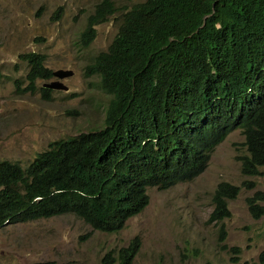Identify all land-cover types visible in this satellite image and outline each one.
Returning <instances> with one entry per match:
<instances>
[{"label":"trees","instance_id":"trees-1","mask_svg":"<svg viewBox=\"0 0 264 264\" xmlns=\"http://www.w3.org/2000/svg\"><path fill=\"white\" fill-rule=\"evenodd\" d=\"M115 10L113 0L95 4L82 46ZM20 57L28 64L23 91L52 76L44 53ZM92 73L111 94L104 125L51 140L26 165L0 159V225L72 212L94 229L116 232L147 205L148 187L194 179L234 128L244 136L245 153L236 155L241 172L263 173L264 0H141L123 12L108 47L87 64ZM40 88L50 99L52 89ZM254 185L247 178L215 185L208 221L220 223L222 240L228 199ZM262 200L260 189L246 196L255 218L264 213ZM139 247L135 236L103 261L134 264ZM237 254L230 264H264V245L257 260L240 262Z\"/></svg>","mask_w":264,"mask_h":264},{"label":"rangeland","instance_id":"rangeland-1","mask_svg":"<svg viewBox=\"0 0 264 264\" xmlns=\"http://www.w3.org/2000/svg\"><path fill=\"white\" fill-rule=\"evenodd\" d=\"M99 1L0 0V159L26 165L51 140L104 125L111 94L100 87L97 73L86 74V66L108 47L123 12L141 0H113L116 10L96 24L94 39L82 46L80 33ZM31 50L44 53L50 69L73 71L62 79L67 88L52 89L50 99L40 87L56 76L37 78L33 91L22 90L28 65L19 54ZM243 139L239 128L231 130L194 179L166 189L149 187L148 204L116 232L93 229L71 212L6 223L0 228V264H108L105 254L115 255L135 236L140 247L134 264H230L234 246L240 248V262L256 260L264 245V213L253 217L246 196L264 191V165L259 175L241 172L236 155L245 153ZM245 178L255 185L242 186L228 199L231 215L224 219L222 240L220 223L208 221L214 187L220 180L240 184Z\"/></svg>","mask_w":264,"mask_h":264},{"label":"water","instance_id":"water-1","mask_svg":"<svg viewBox=\"0 0 264 264\" xmlns=\"http://www.w3.org/2000/svg\"><path fill=\"white\" fill-rule=\"evenodd\" d=\"M53 75H56L58 79L51 80L49 82H44L43 86L50 87V88H67L65 84L60 80V78L66 77L72 74L71 69H63L59 68L52 71Z\"/></svg>","mask_w":264,"mask_h":264},{"label":"clouds","instance_id":"clouds-1","mask_svg":"<svg viewBox=\"0 0 264 264\" xmlns=\"http://www.w3.org/2000/svg\"><path fill=\"white\" fill-rule=\"evenodd\" d=\"M95 27H96V25H95ZM90 44V43H89ZM88 44V45H89ZM31 51H34V50H31ZM23 53V52H22ZM19 56H20V54H19ZM46 58V57H45ZM23 59V58H22ZM24 60V59H23ZM26 61V60H25ZM44 64H45V61H44ZM28 65V64H27ZM59 69V68H58ZM63 69H65V68H63ZM28 70V69H27ZM52 70V69H51ZM54 70H56V69H54ZM53 71V70H52ZM72 73H73V71H72ZM71 75V74H70ZM52 76H56V75H53V73H52ZM51 76V77H52ZM39 78H41V77H39ZM50 78V77H49ZM64 78V77H63ZM63 78H60V80L62 81V79ZM55 79H58V77L56 76V78ZM54 80V79H53ZM49 82V81H48ZM44 83V82H43ZM27 84V83H26ZM26 86V85H25ZM24 86V87H25ZM42 86H43V84H42ZM43 87H45V86H43ZM36 88V87H35ZM47 88H50V87H47ZM51 89H60V88H51ZM27 90H29V91H33V90H31V89H26L25 91H27ZM40 90H41V88H40ZM42 92V91H41ZM234 129H237V128H234ZM234 129H232V130H234ZM240 129V128H239ZM240 131H241V129H240ZM229 134V133H228ZM227 134V135H228ZM55 140V139H54ZM219 144V143H218ZM217 144V145H218ZM216 145V146H217ZM215 146V147H216ZM47 148H49V143H48V146L45 148V149H47ZM215 149V148H214ZM44 150V149H43ZM41 151V150H40ZM39 152V151H38ZM37 152V153H38ZM37 153H36V155H37ZM36 155L31 159V160H33L35 157H36ZM211 157V156H210ZM209 162V161H208ZM206 169V168H205ZM204 169V170H205ZM202 173V172H201ZM182 182H184V181H182ZM177 183H180V181H178V182H176V183H174V184H172V185H170L169 187H172L173 185H175V184H177ZM236 184V183H235ZM153 186H156V185H153ZM151 187V186H150ZM157 188H159L158 186H156ZM169 187H166V188H169ZM149 188V187H148ZM148 188H147V191H148ZM166 188H159V189H166ZM149 194V193H148ZM37 198V197H36ZM148 204V203H147ZM143 210V209H142ZM141 210V211H142ZM65 213H69V212H65ZM72 213V212H71ZM62 214H64V213H62ZM59 215H61V214H59ZM52 216H54V215H52ZM45 217H50V216H44V218ZM131 217V216H130ZM38 218H42V217H38ZM38 218H36V219H38ZM129 218V217H128ZM32 220H34V219H32ZM126 221V220H125ZM19 222H27V221H20V220H14V221H5V222H3L1 225H0V228L2 227V226H4L6 223H19ZM90 225V224H89ZM91 226V225H90ZM94 229V228H93ZM257 260V259H256Z\"/></svg>","mask_w":264,"mask_h":264}]
</instances>
